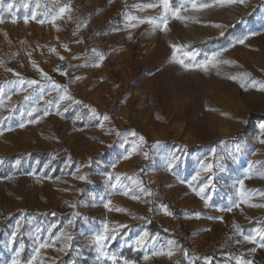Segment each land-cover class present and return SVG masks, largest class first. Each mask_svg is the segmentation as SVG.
<instances>
[{
    "label": "rangeland",
    "instance_id": "374dc122",
    "mask_svg": "<svg viewBox=\"0 0 264 264\" xmlns=\"http://www.w3.org/2000/svg\"><path fill=\"white\" fill-rule=\"evenodd\" d=\"M169 6L165 31L160 0H3L0 264H264V0Z\"/></svg>",
    "mask_w": 264,
    "mask_h": 264
},
{
    "label": "snow or ice",
    "instance_id": "6c2138e0",
    "mask_svg": "<svg viewBox=\"0 0 264 264\" xmlns=\"http://www.w3.org/2000/svg\"><path fill=\"white\" fill-rule=\"evenodd\" d=\"M220 3H229V4H233V3H244V0H220ZM160 4L163 6V8L165 10L164 15L161 17L162 23H163V25H165V28H164L165 31H167L166 25L168 23V15H169V13L172 16H174L177 20H185V19H187V17H184V16H181L180 15V11H181L180 8H175V9L170 8V6H169V0H160ZM156 6L157 5H155V4H147V5H144L143 7H156ZM0 7H3V0H0ZM12 7H13L12 4H8V6H7L8 9H11ZM26 7H27V5H26ZM36 7L39 8L40 5L37 4ZM192 7L193 8H197V5L195 3H193L192 4ZM208 7H211V5L210 4H207V3H202V4L199 5V9H204V8H208ZM70 11H71V7L69 5H65L63 7H60L59 8V11H58V14L52 17V21L54 22L56 19H59V18L63 17V15L66 12H70ZM31 15H32V18L35 19L37 13L36 12H32ZM28 19H29L28 16H25L24 17L25 22H28ZM129 19H135V18L134 17H129ZM2 22H3V19L0 18V23H2ZM40 22L43 23V21H40ZM147 22L150 23V24H153L154 27H157V28L160 27V24L156 23L153 20H148ZM13 23H15V20H13ZM216 27L219 28V27H222V26L221 25H216ZM221 35H223V32H221ZM252 35H255V33H253ZM247 39H248V37L245 36L244 38L235 41V43L243 44L245 42V40H247ZM172 47H173L174 51L177 48L176 45H173ZM53 51H55V49H53ZM224 51H227V49H222L221 51H214V52L211 53L210 56H207L206 55L205 59L202 60V61H200V62H198V63L185 64L184 60H179L178 63H180L186 69L192 68V67H196V68H200V69L204 70L205 72H207L209 70V68H217V66L219 64H222V63H232L231 61L219 59L222 56V52H224ZM198 54H199V50H197L196 52H187V53H185V55L191 57V59L193 61H195V57ZM60 58L63 59V57H60ZM103 58H104L103 56H100V59L101 60H103ZM97 66H99V65H97ZM217 74H219V73H217ZM245 75H247V74H245ZM44 77H45L46 80H49V81L51 80V78L48 77L47 74H44ZM230 78L231 79H236V77H230ZM20 83L21 84H24L25 81L21 80ZM27 83L29 84V86H31V85H33V84H35L37 82L36 81H28ZM52 86H53L54 89H58V88L61 87V85H58V84H55V83H53ZM259 90L264 91V85H261V87L259 88ZM61 99H63V97H61ZM33 111H35V109H33ZM103 119L104 120H108L109 118H108V116L105 115L103 117ZM20 126L21 127H24L23 124H21ZM131 135L135 136L136 133L135 132H132ZM143 139H144L143 137H140V140L141 141H143ZM144 155H145V157H147V153H145ZM211 167H212L211 165H208L206 170H210ZM81 179H83V177H81ZM193 179H195V177ZM239 184H240V189H241V193H240L241 200H242V202H245L246 203L247 200L245 199V197L248 194L243 191L244 182L243 181H240ZM203 191H204V189L201 188L200 189V192L202 193ZM261 195H264V193H261ZM205 204L207 205V200L205 201ZM251 206L252 207H264V205H255V204H253ZM105 207H108V205H105ZM236 207H239V205H236ZM118 210L123 211V209H118ZM227 210L228 211H231V208H229ZM165 211H167V210H165ZM234 227H238V226H235L234 225ZM105 232H107V226L105 227ZM145 235H147V234H145ZM256 235H258L260 237H264V229H258L256 231V234L255 235H247V236H244V240L245 241H248V242H251V243H255V236ZM109 238L114 239L115 237L114 236L109 237L106 234H97L95 236L94 243L97 245V250L98 251H102L103 250L104 241L108 240ZM69 239H70V237H69ZM137 243L138 244H142L143 243V239H141L140 241H137ZM47 247H49V245L47 243H40L39 244V247L35 250L36 251V255L33 256V258H32L33 262L37 260V258L39 256V253H40V250L41 249H44V248H47ZM259 247L264 248V243H261L259 245ZM22 248H23V245H21V249ZM252 251L254 252L255 251V248H253ZM104 254L106 255V253H104ZM153 254L154 255H164L165 253H163V252H155ZM166 254L169 257H171L173 255V252L170 250ZM17 255H19V253H17ZM112 259H115V257H112ZM147 259H148V257L146 256L145 257V260H147ZM13 264H18V261L17 260H13ZM125 264H129V262L128 261H125ZM237 264H241V262L238 261ZM243 264H252V262L251 261H245V262H243Z\"/></svg>",
    "mask_w": 264,
    "mask_h": 264
},
{
    "label": "trees",
    "instance_id": "16d2710c",
    "mask_svg": "<svg viewBox=\"0 0 264 264\" xmlns=\"http://www.w3.org/2000/svg\"><path fill=\"white\" fill-rule=\"evenodd\" d=\"M220 40L221 39H218V38H216V39H212L210 42L211 43H216V42H220ZM204 44L203 43H201L199 46L200 47H202ZM29 155L32 157V158H35L36 160H42L43 159V156L45 155L44 153H42V152H39V151H36V152H31V153H29ZM25 156V154L23 153H17V154H11V155H3L1 158H3V159H12V158H15V157H20V158H23ZM45 157V156H44ZM154 225L156 226V227H154ZM149 229L151 230V231H158V232H160V233H165V231L162 229V228H160L153 220H151L150 221V223H149ZM123 254H125V256L127 257V258H130L131 256H130V254H131V249H129V248H127V249H125L124 251H123ZM137 256H140L139 254L137 255ZM81 263L82 264H89V261H88V259H86V258H84V259H82L81 260Z\"/></svg>",
    "mask_w": 264,
    "mask_h": 264
}]
</instances>
